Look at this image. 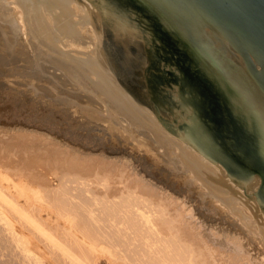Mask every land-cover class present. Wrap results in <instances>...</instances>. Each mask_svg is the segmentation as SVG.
<instances>
[{
	"label": "rangeland",
	"instance_id": "obj_1",
	"mask_svg": "<svg viewBox=\"0 0 264 264\" xmlns=\"http://www.w3.org/2000/svg\"><path fill=\"white\" fill-rule=\"evenodd\" d=\"M15 3L0 0V106L3 105L0 114L10 110L6 117L0 116V142H14L16 147L25 145L33 151L41 149L46 156L53 154L59 164L71 160L73 164L84 165L85 172L79 179L69 176L71 180L66 182L68 199L80 196L89 176L99 168L100 179L105 173L106 179L117 182L114 188L112 182L111 188L98 182L95 185L98 195L112 197L118 191L121 196L125 186H135L138 195H147L150 203L162 205L171 215L183 212L184 218L192 222L217 253L220 251L219 254L239 264H259V257H264V217L255 197L260 181L255 180L252 190L243 191L230 180L225 169L170 134L149 108L136 103L119 85L48 52L28 34L23 17L25 27L20 30L17 17L23 14ZM9 92L17 94L15 102L19 107L14 105L17 111L12 110L11 102L5 98ZM53 171L43 172L49 173L46 177L42 174L51 188L60 182L59 171ZM67 171L71 173V169ZM139 187L144 189L141 191ZM17 197L23 201L26 194ZM26 200L25 208L33 210L31 200ZM94 205L93 202L89 206ZM147 208L151 214V208ZM7 213L17 221L11 211ZM54 214L43 208L40 215L44 227L52 229L62 224ZM130 221L139 224L141 220L130 217ZM17 226L30 236L31 244L23 250L17 240L5 235L6 247L0 244L5 248L0 263L34 264L28 261L29 249H36L47 257V264H71L26 224L17 222ZM101 238L104 242L105 235ZM96 262L121 264L110 263L104 256Z\"/></svg>",
	"mask_w": 264,
	"mask_h": 264
},
{
	"label": "water",
	"instance_id": "obj_2",
	"mask_svg": "<svg viewBox=\"0 0 264 264\" xmlns=\"http://www.w3.org/2000/svg\"><path fill=\"white\" fill-rule=\"evenodd\" d=\"M28 34L112 81L264 217V0H15Z\"/></svg>",
	"mask_w": 264,
	"mask_h": 264
},
{
	"label": "bare ground",
	"instance_id": "obj_3",
	"mask_svg": "<svg viewBox=\"0 0 264 264\" xmlns=\"http://www.w3.org/2000/svg\"><path fill=\"white\" fill-rule=\"evenodd\" d=\"M18 10L20 11V9ZM18 15L20 30H23L25 27L21 18L23 16ZM8 41L6 44L10 43ZM0 56L2 58L1 54ZM9 93L10 95H6L5 98L11 102L12 110L15 111L14 107L19 105L15 102L17 94ZM9 109H11V105ZM9 113L10 110L7 114L9 115ZM1 114L0 116L4 115V117L7 115L6 113ZM13 143L0 142V244L5 243V235H10L12 240H17V244L26 250V247L31 244V238L28 234L22 233L17 226V222H21L26 224L34 235L44 238L47 244L52 246L65 260H69L71 264H99L96 260L100 256L106 257L110 263L119 262L121 264H239L236 262L237 260L219 254L220 251L217 253L213 250L196 231L192 222L184 218L183 212L179 211L173 216L162 205L157 206L153 202L150 203L145 197L147 195H138V189L140 188L141 191L144 189V187L141 189L142 186L137 189V193L135 186L126 188L124 185L125 193L121 192L122 197L119 196L120 194L118 195V191L116 194L113 192L112 197L108 193L105 197L98 195L95 191V185L98 182L106 183L108 188H111L109 187L111 182L113 188L114 183L117 182L114 179L112 181L106 179L105 173L103 179H100L99 168L94 169L92 178L89 176V182L82 190L81 195L74 199H68L69 190L65 188L71 180L69 176L75 180L79 179L85 166L80 165V162L73 164L71 160H64L63 164H59L53 159V154H51L52 157L48 153L46 156L41 149L33 151L31 147L30 149L24 147L25 145L16 147ZM54 157L56 156L54 155ZM69 169H71V173L67 171ZM48 170L59 171L60 182L56 180L59 184L55 188H51V184L49 187V183L44 181L47 178L43 177H46L45 174L48 172L45 174L43 172ZM42 174H44L43 177ZM113 177L116 178L115 174ZM109 180L110 182H108ZM11 188L14 190L11 191ZM20 194H26V199L31 200L33 210L29 211L25 208L27 200H19L17 196ZM93 202L95 205L90 207L89 205L92 206ZM44 207L53 211L54 215L59 217L56 220L59 219V224L61 222L62 224H57L58 226L52 229L44 227L43 218L40 215ZM147 207L151 208V214H148ZM9 211L13 213L17 221L10 218L7 213ZM184 211L190 213L189 209ZM130 217L136 219L138 217V220L141 221L139 224L137 221L131 223ZM145 232H147V236L144 235ZM102 234L105 235L104 242L101 241ZM4 247H6L5 244ZM4 247L3 249L2 246L0 247V255H2ZM35 250L29 249L28 261L34 264H47V257ZM9 254H11L10 251ZM258 261L259 264H264V257H259Z\"/></svg>",
	"mask_w": 264,
	"mask_h": 264
}]
</instances>
